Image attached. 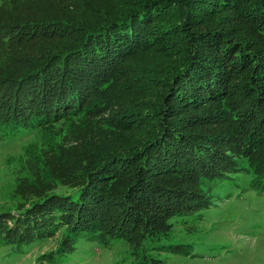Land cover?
<instances>
[{
	"label": "trees",
	"instance_id": "1",
	"mask_svg": "<svg viewBox=\"0 0 264 264\" xmlns=\"http://www.w3.org/2000/svg\"><path fill=\"white\" fill-rule=\"evenodd\" d=\"M29 134L1 242L202 254L173 225L205 181L264 194V0H0V137Z\"/></svg>",
	"mask_w": 264,
	"mask_h": 264
},
{
	"label": "rangeland",
	"instance_id": "2",
	"mask_svg": "<svg viewBox=\"0 0 264 264\" xmlns=\"http://www.w3.org/2000/svg\"><path fill=\"white\" fill-rule=\"evenodd\" d=\"M33 137H0V208L13 204L15 176ZM239 171L234 179L205 181L203 187L215 194L207 212L174 221V235L188 243L182 248L195 247L202 254L176 252L179 249L174 246L155 247L153 242L147 244L149 254L164 264H264V194L252 190L249 178ZM61 232L15 248L0 241V264H140L125 240L102 243L82 237L63 248Z\"/></svg>",
	"mask_w": 264,
	"mask_h": 264
}]
</instances>
